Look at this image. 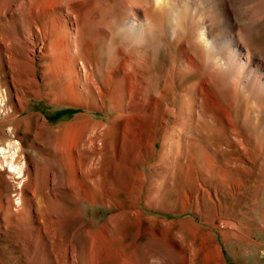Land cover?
Here are the masks:
<instances>
[{
    "label": "bare ground",
    "instance_id": "6f19581e",
    "mask_svg": "<svg viewBox=\"0 0 264 264\" xmlns=\"http://www.w3.org/2000/svg\"><path fill=\"white\" fill-rule=\"evenodd\" d=\"M13 1L0 0V67L4 80L9 79L15 89L9 100H17L15 106L11 103L10 114L26 109L20 81L28 92L38 91L35 54L51 60L49 69L57 67L64 72L62 92L55 101L73 95L77 107L115 114L105 121L83 113L70 125L53 128L45 115L30 113L11 127L14 133L37 125L36 134L54 137L51 148L56 156L55 160L42 157L41 165L29 164L15 158L20 146L10 138L6 147L0 148V167L9 178L20 179L13 201L16 210L0 203V226L12 230L13 246L22 247L8 253H19L11 259L16 256L15 264L24 258L27 264H210L209 254L202 252L200 257L203 247L196 244L195 230L201 223L192 219L153 221L144 216L138 201L145 176L152 175L156 183L153 188L149 182V199L172 172L171 162L197 120L204 127L197 131L208 130L207 139L239 147L243 144L248 118L238 126L230 117V103L219 94L235 87L237 108L248 95L264 98V0H17L14 6ZM180 7L184 12H179ZM182 23L187 33L179 37ZM159 38L166 43L169 38V45L179 54L164 76L154 62ZM10 44L15 47L13 53ZM110 52L111 59L107 57ZM187 70L198 79L180 90L176 102L169 103L166 95L176 92L182 82L179 75ZM84 96H90L91 106ZM0 131L9 136L5 127ZM158 138L156 162L147 170L135 168L136 160L147 163L153 157ZM198 151L200 167L212 171L213 157L206 154V146L201 145ZM40 153L43 156L42 150ZM240 158L241 154L237 160ZM228 162L223 160L218 166L217 183L223 186ZM23 170L27 176L24 183ZM60 189L64 192L59 196ZM64 198L115 210L105 222L85 230L89 242L83 251L73 235L64 238L62 224L68 213ZM212 199L207 192L195 196V203L211 204ZM216 224L223 235H235V223L221 220ZM130 228L135 232L125 243ZM186 231L191 234L189 241ZM33 255L35 261L29 259ZM6 257L1 264L8 263L10 257Z\"/></svg>",
    "mask_w": 264,
    "mask_h": 264
},
{
    "label": "rangeland",
    "instance_id": "374dc122",
    "mask_svg": "<svg viewBox=\"0 0 264 264\" xmlns=\"http://www.w3.org/2000/svg\"><path fill=\"white\" fill-rule=\"evenodd\" d=\"M13 2L12 5L14 6L18 1L14 0ZM182 2L183 5H185L186 2ZM188 2L192 3L191 1ZM181 7L179 9L182 11L179 12H184ZM166 33L169 34L168 31H166ZM186 33L187 26L185 23H182L181 28H178L177 30V35L182 37ZM166 40L168 41L167 43L161 38L158 39L160 46H158L159 48L156 50L157 57L155 56L154 58V60L156 59L154 61L156 65L155 68L161 69L163 76L179 58L178 51L174 50L173 47L169 45V38ZM14 51L15 47L10 44L9 52L13 53ZM35 55L36 57L34 58L33 65L35 67L34 77H36V82L39 86H37L38 91L33 89L28 92L25 82H19L21 88H25L24 93L26 94V99L22 104H26V109L17 114H10L12 110L10 105L12 103V107L13 105L15 106L17 100L14 98L10 101L8 97L11 95L14 96V86L9 79L4 80L5 78L2 74V68L0 67V93L4 96L3 99L2 97L0 99V128L5 127L9 134V136H5V134L0 131V148L4 149L7 145V139L10 138L13 140L11 142L20 146L17 149L19 152L17 151L15 158L17 160L22 158L21 160L23 162L26 161L29 164L42 163V160H44L42 157H49L55 160L56 156L51 148L55 140L50 134L49 136L47 135L48 137L46 135L36 134L34 130L37 125H33L32 130H26L21 127L20 129H16L14 133H11V127L17 125L23 119L24 115L26 116L30 113L45 115L50 126L56 128L62 125H70L82 116L83 113L91 114L94 118L105 121L110 115L115 114L114 112L105 114V109L95 110L90 108L89 110V107L83 105L77 107L74 105L73 95L69 98L62 95L61 100L55 101V98L60 96L62 92V79H64L62 73L64 72L57 67H51L49 69L50 66H48V64L51 60L49 58L39 59L37 54ZM107 57L111 59L112 53H108ZM67 66L63 68L66 72L69 70ZM70 66H72V64ZM188 72L189 71L187 70L180 73L178 79L182 82L180 86L178 85L179 87L176 86L178 87L174 90L176 92H170L168 93L169 95H166V100L169 103L176 102L178 99L176 96L181 95L180 90L184 88L185 85H190L198 79L193 75H189ZM163 81L164 80L162 79V82ZM215 86L218 90V85L216 84ZM79 89L82 88L79 87ZM87 91L91 92L92 90L91 88H88ZM222 94H224V96ZM219 95H221L226 102L230 103V117L238 126H240L239 124H241V121L244 119L247 120L248 118L245 124L246 126L243 127L244 134L240 131L242 129L237 130L245 135V139L242 141V147L240 146V148L231 142L228 143L221 141V143H219V141L213 140V137L207 139L209 135L205 134L208 130H204V134L199 130L197 131L198 127L201 129L204 128L197 120V123H195L197 126L194 125L189 131L191 133H186L184 135V142L179 146V155L175 159L176 162L174 160L171 162L172 172L167 177H164L165 180L163 179L159 188L157 187V190L160 192L158 193L156 190L154 193L155 196L152 194L149 196V199H147V196L149 195L147 193L148 186L150 187L152 185L154 188V185H156L155 178H151L152 175H147L149 178L146 176L144 177V183L142 184V197L140 201H138V206L142 210L144 216H148L149 219L153 221L163 219L169 221L192 219L196 223H201V227L195 230L197 236L196 244L198 245L199 243V245L201 244L203 247V251L201 250L199 253L200 257L204 252L209 254V257L211 258L210 264H264V98L257 94L251 96L248 95L244 105L237 108L236 102L239 99V95L237 94L235 87L232 86L230 90L225 91L224 93L220 91ZM84 98L85 103L91 106L92 99L90 96H84ZM106 101L107 100H105V102ZM171 119L172 118L169 120ZM176 131L178 132L179 129L177 128ZM44 136L49 139L47 140ZM160 142L161 140L158 138V141L156 142L157 150L147 163H143L141 160H136L134 167L143 171L147 170L149 165L152 166L156 162V156L160 151ZM201 145H205L207 151L206 154L213 157L212 171H204V169L200 167L198 160L200 161L202 157L198 155V150H200ZM5 150H8V148ZM41 150L44 153H42L43 156H41ZM132 154H134V152H131L130 157ZM239 154H241V158L237 160ZM122 156L121 154L119 155V157ZM223 160H227V162L229 160V171L227 172V180L224 186L217 183L219 178L218 175L220 173L218 172V166L223 163ZM188 165L191 168H189ZM24 166L25 170H27V165L25 164ZM57 167L58 166L55 167L56 170L59 169V167ZM185 167L191 170L185 169ZM3 170L4 169L0 167V203L10 206L11 211H15L16 208L13 206V201L17 197V182L20 179L17 177H15V179L9 178V175ZM25 170H23V174L25 173L23 176L24 178H22L23 183L27 181ZM184 170L189 171L185 172ZM62 173L65 175L64 170ZM203 178L207 179L209 182H205ZM136 182L138 183V181ZM204 183H207V185ZM135 187L138 189L140 186L136 184ZM136 189H134V191H137ZM63 192V189H60L58 191L59 196L62 195ZM207 192L213 197L211 204L205 203L201 200L199 203H195V196H201ZM123 195L125 196V194ZM123 195L122 197H124ZM153 196L155 198H153ZM216 198H218L219 201ZM64 199H66L64 201L68 207V210L66 209L65 212L67 213L68 211V215H65L66 217L62 224V230L65 234L64 238L69 239L73 235L75 243L78 245V249L81 246L80 250L83 251V247L85 250L89 242L88 237L84 235L85 230H93L94 225L97 226L105 222L115 210L102 204L90 206L81 201L69 200L67 198ZM144 203H148L149 207L145 206ZM0 214L2 216V210H0ZM221 220L223 222L235 223L236 231H233L235 235L222 234V227L216 224V222H221ZM1 223L3 224L2 219ZM11 231L12 230L10 229H5V226L3 225L0 226V264L2 259L6 257V254L7 257H10L9 259L6 257L8 259L7 264H15L13 258L16 256L11 259V255H18L19 253H8L11 250L19 251L17 249L22 248L21 246H13V240L10 238ZM134 232L135 228L128 229L125 243L132 240ZM240 236L244 238L240 239ZM185 239L187 241L191 239V234L187 231ZM143 240L145 241V238H143ZM33 248H35V246ZM35 254L36 252L34 255ZM34 255L29 259L35 261L37 256ZM26 262L27 261L24 258V261L21 264H27Z\"/></svg>",
    "mask_w": 264,
    "mask_h": 264
}]
</instances>
